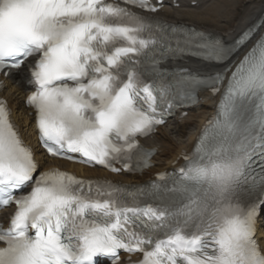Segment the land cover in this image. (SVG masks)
<instances>
[{"label": "snow or ice", "instance_id": "1", "mask_svg": "<svg viewBox=\"0 0 264 264\" xmlns=\"http://www.w3.org/2000/svg\"><path fill=\"white\" fill-rule=\"evenodd\" d=\"M122 3L157 11L149 0ZM254 32L228 45L107 0H0V71L35 58L27 103L51 156L79 154L113 172L114 163L150 168L153 152L138 137L165 122L173 101L221 93L178 174L135 191L57 169L35 175L34 153L0 100V208L16 206L0 225V264H120L121 251L139 253L138 264H264V33ZM187 57L222 68L172 77L160 67Z\"/></svg>", "mask_w": 264, "mask_h": 264}, {"label": "bare ground", "instance_id": "2", "mask_svg": "<svg viewBox=\"0 0 264 264\" xmlns=\"http://www.w3.org/2000/svg\"><path fill=\"white\" fill-rule=\"evenodd\" d=\"M177 3L179 7L174 8L171 3L164 2L156 17L172 25L186 26L211 33L213 36L222 38L223 42L228 45L233 44L248 28L255 27L254 38L264 33V0H178ZM251 44L252 41H249L240 48L229 63L241 59ZM163 66L169 70L186 68L202 77L213 75L222 68L221 65L206 63L195 58H188L184 61L170 60L166 61ZM26 80L27 76L23 71L11 74L5 80L7 88L3 92V97L12 110L13 119L23 139L35 147L36 158L43 160L47 164L46 167L65 166L81 176H107L102 171L69 166L62 162L42 158L35 144L33 118L29 110L24 107L27 92ZM219 98V95L214 96L208 91H203L199 95L198 103L189 110H184L187 111L185 118L180 119L177 116L160 128L152 139L143 142L144 145L156 148L157 154L152 160L153 168L144 172L141 178H136L137 180L121 176L112 178L126 182H143L153 179V175L158 172L171 169L173 164L178 165L183 153L190 152L195 146L196 137L203 124L214 113ZM184 135L185 137L182 138L181 136ZM258 236L264 248V221L262 220L258 223Z\"/></svg>", "mask_w": 264, "mask_h": 264}, {"label": "rangeland", "instance_id": "3", "mask_svg": "<svg viewBox=\"0 0 264 264\" xmlns=\"http://www.w3.org/2000/svg\"><path fill=\"white\" fill-rule=\"evenodd\" d=\"M189 128H190V126H189ZM189 129H187V131H188ZM186 135V134H185ZM185 135L184 136H181L182 138H184L185 137Z\"/></svg>", "mask_w": 264, "mask_h": 264}]
</instances>
